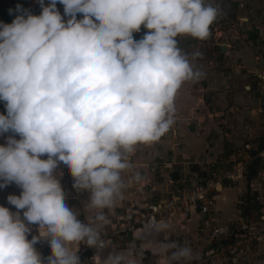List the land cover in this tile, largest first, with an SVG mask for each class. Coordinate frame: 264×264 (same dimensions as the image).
Wrapping results in <instances>:
<instances>
[{
  "label": "clouds",
  "instance_id": "obj_1",
  "mask_svg": "<svg viewBox=\"0 0 264 264\" xmlns=\"http://www.w3.org/2000/svg\"><path fill=\"white\" fill-rule=\"evenodd\" d=\"M39 3V15L17 6L20 15L0 22V101L7 113L0 114V135L12 133L0 145V188L14 182L22 189L8 197L17 212L0 206V264H81L79 248H70L81 243L97 250L100 264H135L115 251L102 258L106 217L102 211L89 223L77 217L57 178L59 164L77 191L90 194V210L112 206L135 146L169 130L178 90L204 75L191 63L200 53L190 58L176 37L207 39L223 9L205 0ZM142 25L148 31L136 40ZM30 225L39 230L31 240ZM40 238L51 250L46 261L34 247ZM192 255L190 247H176L171 261Z\"/></svg>",
  "mask_w": 264,
  "mask_h": 264
},
{
  "label": "rangeland",
  "instance_id": "obj_2",
  "mask_svg": "<svg viewBox=\"0 0 264 264\" xmlns=\"http://www.w3.org/2000/svg\"><path fill=\"white\" fill-rule=\"evenodd\" d=\"M30 1L34 0H0V22L10 24L22 10L30 12L27 7ZM205 3L213 6L219 4L223 9L222 15L210 25L209 37L205 40L189 35L176 37L178 47L182 52L189 54L190 58L192 53H200L191 63L204 75L198 81L184 82L178 90L174 100V123L169 130L156 142L135 146L136 149L146 151L147 155H141V159L140 156L136 159L131 157V162L135 164V175L143 170L141 166L151 163V170L148 168L151 172L148 185L142 190L136 188L135 184L129 182L131 175L125 170L121 174L125 184L121 196L108 208L90 210L87 207L90 194L77 191L73 187L75 180L67 166L59 164L58 171L62 175L57 173V178L60 179L66 194V203L81 221H84L81 215L84 210L91 214V221L102 211L107 221L103 225L104 232L107 233L116 225L119 210L129 204H141L142 200L152 193V188H158V175L162 170L166 171L164 165L172 156L186 166L187 178H190L191 173H198L200 178L210 175L221 178L226 171L230 172L233 166H238L231 179H222L221 186H231L229 188L233 189L239 181L247 185V161L254 156L256 144L264 138V0H205ZM33 4L32 7L37 6L38 2ZM17 6H20L21 11H17ZM9 10H12V14ZM79 16L80 14L77 18ZM147 31L142 25L139 32L133 33L134 39H142ZM211 118L214 122L209 123L207 120ZM213 136V140L209 142L208 139ZM4 144L5 134L0 135V145ZM196 144L202 147L194 153L191 148L197 147ZM207 144L216 150L215 155L207 153ZM153 150H160L154 158L151 157ZM149 153L151 156H148ZM256 161L258 170H263L264 163ZM207 162H215L214 167H208ZM243 165L240 173V167ZM252 181H248L250 187L244 190L242 196L231 200L236 216L220 222L218 217L222 210L211 212L214 221L208 224L209 231L199 230L189 236L180 237H175V232H155L156 236L152 238L156 239V243L163 244L162 251L156 254L155 250L144 251L138 239H134L133 243L124 249L126 251H111L125 252L128 256L145 262L144 264H171V253L176 247H190L193 254L192 259H182L179 264L263 262L264 251L260 249V243H264V175L259 177V181ZM216 189L217 192L222 190L220 186ZM21 191L14 182L0 188V206L17 212L18 210L9 203L8 197L19 196ZM19 211L23 218L24 210ZM213 226L222 230L215 241L211 239L210 229ZM29 227V240L33 236H39L38 225ZM217 241L218 245L215 243ZM41 243L43 241L40 238L37 244L40 246ZM207 245L211 249H208ZM218 247H221V251ZM92 256L93 254H88V260L83 264L91 261Z\"/></svg>",
  "mask_w": 264,
  "mask_h": 264
},
{
  "label": "built area",
  "instance_id": "obj_3",
  "mask_svg": "<svg viewBox=\"0 0 264 264\" xmlns=\"http://www.w3.org/2000/svg\"><path fill=\"white\" fill-rule=\"evenodd\" d=\"M77 19H82V15L80 14ZM254 160L264 163V143L261 148L257 147L255 149L254 156L249 158L246 165L248 166ZM214 163L207 162L206 165L214 167ZM243 168L244 165L240 167V173ZM164 169L166 171L163 172L162 170L158 175L157 190L155 187L152 188V193L142 200L141 204H129L118 211L116 225L107 233H102L105 249L126 251L124 249L136 239L134 233L137 230L158 231L150 226L153 224L159 226L162 220L168 219L177 210H180L184 217L194 213L204 218L208 224L212 223L214 219L211 216V208L216 198V185L221 186L224 178L231 179L238 166H233L231 171H226L221 178H215L214 175L200 178L198 173H191L190 178H187L186 166L172 156L164 165ZM210 231L211 239L218 240L221 235L220 229L213 226ZM215 243L217 244L218 241ZM41 244L40 246L36 244L34 247L46 261L47 257L51 255V250L50 247L41 246ZM78 248L77 254L80 257L81 264L88 260V254L94 255L97 253L95 248L88 247L84 243L74 251ZM218 249L221 251V247H218Z\"/></svg>",
  "mask_w": 264,
  "mask_h": 264
},
{
  "label": "crops",
  "instance_id": "obj_4",
  "mask_svg": "<svg viewBox=\"0 0 264 264\" xmlns=\"http://www.w3.org/2000/svg\"><path fill=\"white\" fill-rule=\"evenodd\" d=\"M34 1H32V2L30 1L27 4L28 5L27 6L28 7V10H30V13L31 14H33L35 8H37L40 5L39 0L38 1L36 0L35 2ZM46 1H48V0H46ZM37 2H38V5L32 7V4L34 3L33 5H35V4H37ZM56 7H57V10L60 12V14L63 16L64 15V6L62 4H60V3H58L56 5ZM29 8H31V9H29ZM32 9H33V12H31ZM66 19H68V17H65V20ZM213 120L214 119L211 118V120L209 119L207 121L210 123ZM262 123H264V122H262ZM262 137H264V135ZM203 138H205V136ZM212 138H214V136L213 137H210L208 139L209 142H211L213 140ZM262 140L263 141H261L260 143L256 144L254 150L257 147H259V145H261V144L263 146L264 138H262ZM202 141H204V140H202ZM196 146L197 147L194 146V148H191V151L194 152V153H196L198 151V149H200V147H202L200 144H196ZM207 146H208L207 147V149H208V152L207 153L208 154L214 153V155H215V153H216L215 151L216 150L213 148V146L212 145L210 146L208 144H207ZM145 152L146 151L143 152V151L135 148V152L130 156V161H132L131 157H134V159H136L137 156H140V159H141V155H145L146 154ZM159 152H160V150L157 151V152L153 150V155L151 156V153H149L148 156H151L152 158H154V157H156L159 154ZM136 153H139V155H136ZM216 157H217V154H216ZM150 162H151V160H150ZM150 164L151 163L141 166L143 170H140L138 172H139L140 176L142 177V179L140 177V179L138 181L132 179V177L135 176V174H134L135 170H133V167L135 166V164L132 163L133 167L131 169L127 170L128 174L131 175V177H129V182L135 184L136 185V188H138L140 190H142V188H145L148 185L149 181L151 180L150 179L151 178V172H149L151 170L150 169ZM148 168H149V171H148ZM246 169H247V166H246ZM259 172H260V174L258 175V177H255L254 178L255 180H258V181H259V177L261 175H264V169L263 170H259ZM246 176H247V170H246V173H245V177ZM246 180H247V178H246ZM255 180H253L252 182H254ZM251 181H249V182H251ZM249 184L250 183H248V180H247V185H244L243 181H239V184L237 186H235L233 189L229 188L231 186H229V187H227V186L222 187V186L219 185L222 190H221V192H217V189H216V198H215V200H214V202L212 204L211 211H213V212L216 211L217 212V210H219V211L222 210V213H221L220 217H218V220L220 222L223 221L225 218H230V217H233V216H236L237 215L236 211H234L233 208H232V205L233 204H232L231 200L233 198L236 199V198L240 197V195L242 196L243 193H244V190L245 189H248L250 187ZM146 195H148V194L146 193ZM84 208H86V207H84ZM81 215H82V218L84 220L83 221L84 223L91 222V220H90V215L91 214L89 212H87V210H84V212ZM160 225H166V227H164L162 229H159L158 231L169 232L170 234H172V232H175V237L176 236H179L180 237V236H183V235L189 236L191 234H194V232H198L199 230H202L204 232L209 231V229H208V222L204 218H202L199 215L194 214V213L191 214L188 217H184L181 214L180 210H177L168 219L162 220L160 222ZM94 226H97L98 227L99 225H94ZM101 231H102V233L105 231V227L104 226L101 228ZM158 231H152V230H137L134 233V237L140 241V246H141V248L144 251L155 250V254H156V253H158V251H162V248H163V244L156 243V239L155 238H152V237H155L156 236V233ZM220 231H222V230L220 229ZM41 239H42V241L44 243V246L45 247H49V244H48L47 240H45L44 238H41ZM80 245H75L74 244V245H71L70 248H71V250L74 251ZM260 246H262V248H260V249H262L264 251V243L263 242L260 243ZM206 247L208 249H211L209 247V245H207ZM110 251L111 250H109L107 248L104 249L103 252L101 253L102 258H106L107 255H108V253ZM123 254L125 255L126 259L133 260L135 262V264H144L145 263V262H143L141 260L136 259L133 256H131V257L128 256L125 252ZM262 261L263 262H259V263H256V264H264V260H262ZM169 263L170 262H168L167 264H169ZM85 264H100V259H99V256L97 255V253L92 256V260L91 261H88ZM156 264H160V263H156ZM171 264H173V262H171Z\"/></svg>",
  "mask_w": 264,
  "mask_h": 264
},
{
  "label": "trees",
  "instance_id": "obj_5",
  "mask_svg": "<svg viewBox=\"0 0 264 264\" xmlns=\"http://www.w3.org/2000/svg\"><path fill=\"white\" fill-rule=\"evenodd\" d=\"M48 2H49V0H48V1H45V5H47ZM57 4H58V3H57ZM41 12H42V8H41V6L39 5L37 8H35L33 15H39V14H41ZM0 114H5V115L7 114V113H6L5 102H3V101H0ZM5 135H6V138H7V136L12 135V133H5ZM18 137H19V136L16 135V139H17ZM19 138H20V137H19ZM261 147H262V144L259 145L258 148H261ZM254 154H255V152H254ZM256 162H257V161L254 160V161H252V162L247 166V176H246V178H247L248 181H251V180L254 179L255 177H258V175L260 174V172H259V170H258V168H257V166H256Z\"/></svg>",
  "mask_w": 264,
  "mask_h": 264
},
{
  "label": "bare ground",
  "instance_id": "obj_6",
  "mask_svg": "<svg viewBox=\"0 0 264 264\" xmlns=\"http://www.w3.org/2000/svg\"><path fill=\"white\" fill-rule=\"evenodd\" d=\"M219 186V185H216V187Z\"/></svg>",
  "mask_w": 264,
  "mask_h": 264
}]
</instances>
